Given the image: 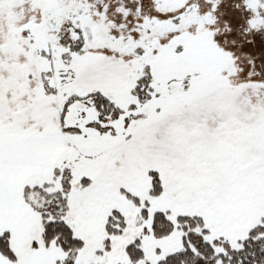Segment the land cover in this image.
Listing matches in <instances>:
<instances>
[{
  "label": "snow or ice",
  "instance_id": "6c2138e0",
  "mask_svg": "<svg viewBox=\"0 0 264 264\" xmlns=\"http://www.w3.org/2000/svg\"><path fill=\"white\" fill-rule=\"evenodd\" d=\"M0 264H264V0H0Z\"/></svg>",
  "mask_w": 264,
  "mask_h": 264
}]
</instances>
